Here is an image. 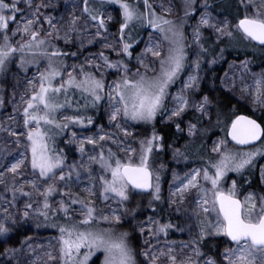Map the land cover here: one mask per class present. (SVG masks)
Masks as SVG:
<instances>
[{
    "label": "snow or ice",
    "instance_id": "snow-or-ice-1",
    "mask_svg": "<svg viewBox=\"0 0 264 264\" xmlns=\"http://www.w3.org/2000/svg\"><path fill=\"white\" fill-rule=\"evenodd\" d=\"M214 3L199 5L189 44L185 24L198 11L196 0H182L183 16L175 19L173 0H72L58 16L48 14L59 12L53 0H0V83L12 66L25 74L11 84L9 126L0 125L10 141L0 144V243L29 221L57 232L47 244L25 236L5 247L2 264H264V192L242 195L239 183L250 186L264 159V67L253 71L246 54L230 63L231 76L220 78L225 99L200 87L204 58L215 64L227 48L245 44L264 50V0H237L231 19L213 15ZM5 103L0 96V107ZM101 111L112 130L89 115ZM158 118L174 129L171 139ZM138 125L150 131L129 130ZM214 128L224 135L209 144ZM70 146L79 154L71 163ZM165 152L177 164H198L183 175L173 170L169 184L168 215H185L186 228L162 223L164 210L153 207L162 202L165 170L154 164ZM230 173L237 178L229 183ZM259 180L264 185V165ZM136 195L150 197L144 220L136 219L139 202L129 207ZM125 223L143 238L139 249ZM186 229L189 241L161 246V235ZM209 240L225 246L210 255L203 250Z\"/></svg>",
    "mask_w": 264,
    "mask_h": 264
},
{
    "label": "trees",
    "instance_id": "trees-1",
    "mask_svg": "<svg viewBox=\"0 0 264 264\" xmlns=\"http://www.w3.org/2000/svg\"><path fill=\"white\" fill-rule=\"evenodd\" d=\"M54 4L57 3L58 1L55 0L53 1ZM153 3H160V0H152ZM211 2V0H210ZM237 0H215V3L213 5L214 7V11H213V15L218 16V18H223L224 16H228L229 19L232 18L231 15H229V13H235V5H236ZM60 5V9L59 12H49L48 14L54 15V16H58L59 14H61L63 12V2H59ZM109 11H112V9H109ZM157 11L159 12V9L157 8ZM114 16L118 17V13L117 12H113ZM118 25L114 24L111 26L110 30H115L116 31V27ZM204 35L206 37H210L209 39V43H211L212 41L215 40L214 35L211 32H205ZM17 39H19V37H17ZM142 46V44L140 45V47ZM220 47H224L223 44L220 45ZM91 48H95V47H90L88 49V51ZM72 51H75V48L71 49ZM139 50V48H137V51ZM216 51L218 52L219 49L217 48ZM90 52V51H89ZM87 54V53H85ZM245 54L247 55V58L252 61L251 67L253 71H259L261 67H264V50H261L259 48V46H253V44H245L240 46L238 49L237 48H227L226 51L223 54V58L222 59H218L217 63L209 65L207 64V60L211 59L212 57H206L205 62L202 64V72L204 73V75H202V79H201V84L200 87L202 89V91L204 93H208L210 95L216 96V95H220L221 99H225V97L223 96L221 90H220V78L224 76L225 74V69H226V65L228 64L229 61H240L245 59ZM81 59H83V57H81ZM69 64L72 63H78L79 61H76L74 58H70L67 61ZM41 67H43V65H41ZM35 71V68H30L29 71L26 73L27 77H31L33 75ZM25 77V74L22 72H18L17 68L15 66H12L11 71L8 73V78H7V84L4 85L2 83H0V96H4V99L6 101L5 105L3 107H0V125H3V127L7 128L5 125L8 123V116L12 113V102H11V92H12V88H11V84L13 83L14 80H20L21 82H23ZM3 77L0 76V82L3 81ZM215 86L216 91L214 92H210L209 90L212 89ZM22 90L18 89L17 90V99L19 96V91ZM232 103L235 104L236 101L235 99L232 100ZM244 109H242L243 111ZM89 115H97V120H103V115H101V112L99 114L96 113H92L90 112ZM159 129H161L162 132H164L169 139H171L172 137V133L174 132V129H168V128H164L162 126V124L158 125ZM223 132L220 131L219 128H214L209 132V137L210 139L208 140V143L210 144L211 139L214 138L215 136L218 135H222ZM9 139L7 137V133L5 132H0V144L3 143H9ZM184 141L181 140L180 143H183ZM61 144L63 145V142H61ZM65 152L68 155V160L70 158L73 157V152H70L69 149L65 148ZM251 179V187L254 188L257 192H264V188L261 186L260 180H259V175L257 173V170H253L252 175L250 177ZM82 186V185H81ZM80 186V187H81ZM79 188L74 187L73 191L78 190ZM0 191H2V189H0ZM165 202V201H164ZM22 203V202H21ZM166 204H167V200H166ZM167 206V207H166ZM165 207H161L159 209H163V213L157 217L159 219H161V222H167L169 219L172 221V223L174 224H178L182 227V224L186 225L185 221H186V216L183 214L177 215L175 213H173L171 216L168 215L169 212L172 211V209H170L168 207V204ZM146 215L143 217L145 219V217L147 216V214H152L151 210L150 213L146 212ZM141 216V214H139ZM139 216V217H140ZM188 223H194L193 221H188ZM186 228V226H184ZM56 230L51 229V228H44L41 227L39 229L36 228L35 226V221H29L25 224H23V226L20 228L19 230V234L18 235H14L12 237V240L8 241L7 243H0V252H3V249L5 247H12V246H16L18 247V241L24 239L25 236H30L33 237L34 235L38 236V235H43V236H48V235H53L55 234ZM132 237H136L137 239L139 238L138 236V232H135L132 230ZM169 233H171L172 235H181L182 237H185L188 239V237H190L189 232L187 231V229L184 232H180V231H176V230H171ZM191 238V237H190ZM6 238L0 237V240H5ZM217 245L219 246V250H221L225 244L223 243L222 240H209L206 242L205 247H204V251H207L210 255L213 254V252H215L217 250ZM98 262V261H97ZM96 262V264H97ZM0 264H2V259H0Z\"/></svg>",
    "mask_w": 264,
    "mask_h": 264
},
{
    "label": "rangeland",
    "instance_id": "rangeland-1",
    "mask_svg": "<svg viewBox=\"0 0 264 264\" xmlns=\"http://www.w3.org/2000/svg\"><path fill=\"white\" fill-rule=\"evenodd\" d=\"M53 1H55V0H53ZM57 1H58L57 3L63 2V4H64L63 5V12L65 11V6H67V8H69V9L72 7V0H57ZM164 3L167 5L168 0H164ZM202 3H203V0H196V5H197V8H198V11L194 12L192 14V16L186 21V24H185V35L188 37L189 44H191V32H192V27L191 26H194L196 24L197 20L199 19L200 11H203V9L199 7V5L202 4ZM159 11H160V9H159ZM182 16H183L182 0H173V15L170 18H174L175 19V18L182 17ZM110 31L115 32V30H110ZM205 32H211V31H205ZM94 47L95 48H91L89 51L90 52H95V51L99 50V45L98 44L96 46H94ZM142 47H143V44H142L141 48ZM194 58L195 57L190 53V59H194ZM232 62H235L237 64L239 63L238 61H229L228 62V64L226 65L225 73L227 72L229 74V76H231V74H232V70L229 68L230 63H232ZM188 71H191V69L186 70L185 73L182 74V78L187 76ZM202 75H204V73L201 71L200 72V76H202ZM180 86H181L180 82H177V84L174 85L170 89V91L175 92ZM238 94H239L238 92L235 93V95H238ZM67 114H71V113H67ZM101 115H103V117H102L103 120L96 121V123L98 125H100V124L104 125L106 130H112V129H109V127H108L107 117L103 114V111H101ZM159 124H161V123H160V119L158 118L157 122H156V126H157L158 129H159V127H158ZM5 126L6 127L9 126V124L7 123ZM12 127L15 128L16 125H12ZM72 130L73 131H79L77 128H73ZM129 130L130 131H138V132L147 134L150 131V128H148L146 126H143V125H138L135 129L130 128ZM95 131H96L95 128L91 129V132L94 133ZM223 135H224V133H222V135L215 136L211 140L216 139L217 137L223 136ZM66 138L67 137H65V139ZM133 146L135 147L136 145H133ZM60 147L63 148L64 144L62 145L60 143ZM67 149H69L70 152H73V157L68 160L69 163H71L73 160H78L79 159V154L76 152L74 146H70ZM160 163H163L165 165V170L163 172H161L162 202H157L156 204L153 205V207H156L158 209L161 208V207H165L167 205L166 204V200H167V197H168V194H169V184L172 182V172H173V170H175L180 175H183L184 172L188 171L190 168L198 166L197 163H188L187 166H185V162H183V161H181L179 164H177L175 161L172 160L170 152L163 153L160 156V158L156 161V163L154 164V167L158 166ZM260 165H264V159H260V160L257 161V167H256L255 170H257L258 175H259V166ZM236 178L237 177L235 176V174L230 173L229 174V183L231 182V179H236ZM239 183L243 185L242 188H241L242 195L246 194L248 192H257L251 186H249L247 184H243L242 180H240ZM80 186H81L80 188L85 187V183H81ZM261 186L264 188V185H261ZM75 191L78 192L79 189L75 190ZM59 198H60L59 196L56 197V199H59ZM149 199H150V197L147 196V195H136V196L133 197V202H132L131 205H129V207H135L137 202H139L140 205H141V211L138 213V215L136 217L137 220H144L143 217L146 215L145 213L146 212L150 213V209L147 208V204H148V200ZM190 200H191V197H189V201ZM109 203H111L112 207H116L115 202L110 201ZM97 204H98L99 207H105V205L100 203L99 200H97ZM187 206L188 205H185V207H187ZM139 214H141V216ZM148 215H150V214H147V216ZM184 226H186V225L182 224V227H184ZM123 227H124V229H127L130 232H132V230H133V228L128 223H125ZM56 235H57V232H55V234H53V235H48V236H46V235L45 236H43V235H38V236L34 235L32 237L33 238L32 243H34V244H47L49 242V240L52 237L56 236ZM138 236H139L138 239L136 237H134V238L132 237V241L136 245V247L139 249L142 246V239L143 238L139 235V233H138ZM189 240H190V237H188V239H187L185 237H182L180 234L179 235H172L171 233H169V235L167 237H164L163 235H161L160 244H161V246H163V244L166 241H176V242L184 241V242H187ZM152 243L155 244L156 241L153 240ZM101 259H102V256H101ZM140 259L142 260L143 258L141 257ZM97 264H99V261L97 262Z\"/></svg>",
    "mask_w": 264,
    "mask_h": 264
}]
</instances>
